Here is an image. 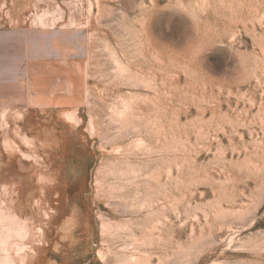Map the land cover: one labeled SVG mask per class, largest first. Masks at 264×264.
Listing matches in <instances>:
<instances>
[{
	"label": "rangeland",
	"instance_id": "rangeland-1",
	"mask_svg": "<svg viewBox=\"0 0 264 264\" xmlns=\"http://www.w3.org/2000/svg\"><path fill=\"white\" fill-rule=\"evenodd\" d=\"M0 264H264V0H0Z\"/></svg>",
	"mask_w": 264,
	"mask_h": 264
}]
</instances>
